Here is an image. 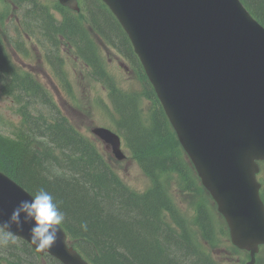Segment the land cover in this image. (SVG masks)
Listing matches in <instances>:
<instances>
[{
	"label": "trees",
	"instance_id": "16d2710c",
	"mask_svg": "<svg viewBox=\"0 0 264 264\" xmlns=\"http://www.w3.org/2000/svg\"><path fill=\"white\" fill-rule=\"evenodd\" d=\"M245 2L253 4L258 12L264 15V0H245ZM93 16L103 29L111 33L115 32L113 23L104 14L98 11L93 13ZM92 20L97 25L94 18ZM72 22L71 17H66L61 26L54 22L49 24L56 32H63ZM78 44L83 46L82 41ZM10 84L25 89V78L12 71ZM56 133L61 140H72L71 145L77 152L79 169H81L75 170L83 178L82 181L75 175L55 182L47 181L43 171L38 177V173L34 171L40 169L37 167L38 157L27 156L22 148H9L6 149L5 156L0 154L3 171L34 193L41 188L50 192L65 214V226L76 232L78 237L94 243L101 250L104 263L100 260V264H176L177 259L173 253L176 251L172 246L182 248V244H171L163 238V232L159 228L161 222L156 219L153 205L149 202H140L145 201L144 199L116 205L115 196H111L113 191L110 189L111 183L105 181L107 179L115 181V176L106 169L95 148L88 142L77 140L73 133L67 134L62 130ZM61 184L65 190L61 188ZM82 222L87 223V231L81 229ZM134 232L136 234H133ZM146 235L150 237L154 246L151 242L149 244L145 242Z\"/></svg>",
	"mask_w": 264,
	"mask_h": 264
},
{
	"label": "rangeland",
	"instance_id": "374dc122",
	"mask_svg": "<svg viewBox=\"0 0 264 264\" xmlns=\"http://www.w3.org/2000/svg\"><path fill=\"white\" fill-rule=\"evenodd\" d=\"M39 2L47 4L49 1L39 0ZM4 10H5V4L1 2L0 12H3ZM50 11L55 18L57 19L62 18L61 13L57 12L56 10L51 9ZM17 15L20 16V12L15 10L10 20H6V16H5L4 20L0 21V26L4 28L6 27L9 29V31H12V25H13L12 22L14 18L16 20ZM28 17L32 18V15L29 14ZM65 42L66 40L59 42L57 47H53L51 44L45 45V47L47 48V50L51 55L50 56L51 60L59 64L62 67V70L65 72L68 81H66L64 85L61 83L60 80L59 81L61 84H59L58 81L54 78L53 71L50 68H48V65L42 59L39 60L40 54L42 53V49L40 47L37 46L35 49L34 46L27 44L28 45L27 50L30 51V53L28 56H23L21 53H17L15 50H13L12 45L7 44V42L5 41L3 43V51L9 57L10 62L14 65L15 68L21 69L22 71H24L25 74L27 73L31 75L36 79V81L39 84H41L44 87L48 96L55 105L54 106L55 110H52L51 108L49 109L45 108L44 114L52 117H55L56 115L59 116L64 115L70 123L74 124L78 129L81 130V132L86 134V130H88L91 121L89 119H82L81 111L76 110L74 108V106H77V102L72 99L71 94L79 97L83 101L85 95L87 96L89 95L93 101L91 107V117L93 119L102 118L103 122L109 123L107 117L108 108H106V104H104V102L107 101L106 93L100 88L98 84L93 82L90 84L86 83L87 81H95V80L91 79L88 76L87 69L82 66L80 59H75L72 57L71 45L70 44L65 45ZM99 59L101 64L106 68L109 75L112 78H114V80L124 90H127L131 94L134 95L136 94L135 90L139 89L138 82L133 77L124 73L123 70L120 67H118L117 65L118 57L114 52L105 54V56L104 55L100 56ZM64 86L69 88L71 92H68L67 88H65ZM7 103H8L7 98L1 96L0 113H3L5 111L4 105ZM36 105L37 104H35V108ZM142 106L144 107V111H146V107H148L149 105L147 104V102L144 101L142 103ZM38 113L40 112L37 110L32 111V114H38ZM104 115L105 118H103ZM0 132L2 134L9 135L8 127L3 124L1 119H0ZM124 152L126 154L128 153L127 150H125ZM30 154L36 155L38 157L39 164L37 167L40 169H34V171L38 173V177L41 176L42 173L41 171H43L45 175V179H47V181L55 182L62 180L52 176L54 175V171H55L54 165H52L49 160H44L43 159L44 156L42 153L30 152ZM30 154L27 156H30ZM122 164L124 165V167L120 164H113V167L116 169L119 176H121L129 185L137 189H143L147 186V180L145 178L142 184H138L137 179L141 176V173L133 166V162L130 159L127 158L124 159L122 161ZM41 168L45 170H42ZM132 173L135 175V178L131 177ZM62 183L65 184L64 182ZM61 188L65 190L63 185L61 186ZM111 193H113V191ZM172 196L176 201L175 203L179 208L180 212L183 213V216H179V217H181L182 219H187L188 222L191 223L197 216L195 208L192 207L191 205V203H193V201L196 198L193 195L181 193L179 191V183H176L175 188L172 189ZM209 210H210V206L204 205L201 207L198 215L203 216L204 213ZM212 213H214L213 210ZM214 217L217 216L215 215ZM133 234L136 233L134 232ZM146 236L147 237L144 238L145 242L147 244L151 242L152 243L151 245H153V242L150 240V237H148V235ZM203 246H206L205 243H203ZM173 253L178 255L177 258L178 262L174 261L176 264L179 262H183L188 258L184 253H180V254L176 252ZM214 254L218 256V257L215 256L214 257L222 264H240V262L236 260L238 256L232 254L224 247L215 249ZM260 256L262 257V262L264 263V250L260 253ZM9 258H12V256H9ZM48 260H49L48 257L43 258L44 263ZM31 261H32L31 256L26 257V262L24 261V264H31ZM134 262H136V260H134ZM1 263L6 264L5 261H2ZM11 264H14L13 260L11 261Z\"/></svg>",
	"mask_w": 264,
	"mask_h": 264
},
{
	"label": "clouds",
	"instance_id": "9594fccd",
	"mask_svg": "<svg viewBox=\"0 0 264 264\" xmlns=\"http://www.w3.org/2000/svg\"><path fill=\"white\" fill-rule=\"evenodd\" d=\"M34 221L30 229V243L37 251L50 250L60 237L59 226L65 221V214L60 210L59 203L46 189L41 188L30 200H21L13 209L8 220L0 222V246L14 243L15 234L9 229L13 224L22 230L20 216ZM81 229L87 231V223L82 222Z\"/></svg>",
	"mask_w": 264,
	"mask_h": 264
},
{
	"label": "water",
	"instance_id": "95a60500",
	"mask_svg": "<svg viewBox=\"0 0 264 264\" xmlns=\"http://www.w3.org/2000/svg\"><path fill=\"white\" fill-rule=\"evenodd\" d=\"M65 2H67L69 5L74 4V2L72 3V0H67ZM262 115H264V109L259 110L258 112H255V113H251L248 108H245L243 113L240 116L238 125L236 127V130H237L239 137L240 138L251 137L254 139V142H253L254 145L258 146V141L256 139L261 134L260 129H259V123L261 121L260 118ZM215 117H216V123H217V131L216 132L218 133V136H217L215 142L222 143L224 140H226L227 138H229L233 134V129L220 117L219 113L215 114ZM200 127L207 128V127L203 126V124H202V126L200 125ZM189 136H190V138H192L193 145L195 147H200V148L204 147L207 143L208 138H205V137H210V135H202L199 132L194 131V130H191L189 132ZM200 159H201V157L197 159L198 163H200V161H201ZM212 160L214 162H216L217 158L214 157V158H212ZM11 194H14L16 196V198L18 200L17 203L20 202L21 200H29L28 194L19 186H16L14 189H12ZM254 195H255V193H254ZM4 201H8V199L5 196H3V198H1L0 202H4ZM218 205H219V209L221 211L224 210L223 206L221 205V201L220 202L218 201ZM7 210H9V209H6V211ZM225 215L227 216L226 219H227L228 223L231 225L233 221L229 218V216L227 214H225ZM231 228L233 230H235V225L232 224ZM233 232L235 233V231H233ZM236 235L231 234L232 239L235 243L238 244V242H241L242 247L251 248L252 251L255 249V245H256L258 239H255L251 244H249V243L243 242L241 240V237L238 235L236 236ZM263 241H264V235H263V239H261V242H263ZM53 253L67 263L69 262L70 264H79L76 261V258L74 257V253L72 251H70V249H69V251H67V250H62V251L55 250V251H53Z\"/></svg>",
	"mask_w": 264,
	"mask_h": 264
},
{
	"label": "bare ground",
	"instance_id": "6f19581e",
	"mask_svg": "<svg viewBox=\"0 0 264 264\" xmlns=\"http://www.w3.org/2000/svg\"><path fill=\"white\" fill-rule=\"evenodd\" d=\"M229 74H230V66L221 67L216 71L214 81L218 83L223 82L229 77Z\"/></svg>",
	"mask_w": 264,
	"mask_h": 264
}]
</instances>
